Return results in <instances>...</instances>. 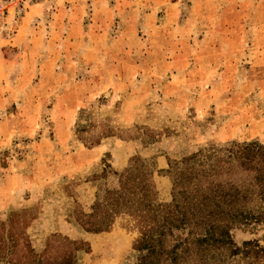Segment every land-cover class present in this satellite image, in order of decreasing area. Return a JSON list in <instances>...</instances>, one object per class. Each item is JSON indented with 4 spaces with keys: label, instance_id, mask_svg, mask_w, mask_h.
Listing matches in <instances>:
<instances>
[{
    "label": "rangeland",
    "instance_id": "1",
    "mask_svg": "<svg viewBox=\"0 0 264 264\" xmlns=\"http://www.w3.org/2000/svg\"><path fill=\"white\" fill-rule=\"evenodd\" d=\"M25 6L0 7V34L42 27L0 51V264H135L144 205L194 188L208 206L164 239L192 242L173 264H264V0ZM119 195L140 211L86 230ZM211 223L250 250L198 243Z\"/></svg>",
    "mask_w": 264,
    "mask_h": 264
},
{
    "label": "trees",
    "instance_id": "2",
    "mask_svg": "<svg viewBox=\"0 0 264 264\" xmlns=\"http://www.w3.org/2000/svg\"><path fill=\"white\" fill-rule=\"evenodd\" d=\"M195 185H197V183ZM132 193L135 194V192ZM199 195L200 193H197L195 188L192 189V195L191 192H189L188 195L191 196L188 206H185L183 204L180 205L176 201V198H174L173 204L161 205L160 203H155L153 200H149L147 204L144 205L142 210L146 213L143 215V226L140 230L141 236L137 239V244L135 246V248H137L141 253H139L135 264H173L180 259V257L183 255V252L189 249L191 246L192 242H188L189 238L187 237L185 240L173 244L169 249H164L163 242L164 239L167 238L168 234L173 235V228L186 227L188 225L197 224V220H195L197 214L192 211V205H195L199 208V211L203 212V210L206 209V207L204 206H208L206 198L210 197L208 195L201 200L199 198ZM223 196V194L218 195V197L220 198ZM213 201H216L214 205L219 207L217 202L221 203L220 200ZM127 203H129V201H126L124 196L119 195L115 199V209L117 210L113 217L111 219L103 218L95 220V222H91V224H85V229L99 231L110 228L115 221V216L121 213L129 212L127 210H121L122 205H126ZM162 207L166 208L164 209ZM118 208H120V210H118ZM135 211L137 212L140 210ZM135 211L131 210V213L129 212V214L134 215ZM161 212L162 214L160 215ZM212 213H214V211L209 210L208 214ZM217 213H219L221 216L227 215V212L223 209H220V211ZM94 214L95 211L91 214V216H93ZM237 215H242L243 217H245L242 212H235L233 214V217H236ZM220 227V225H218L217 227L216 223H211L210 226L205 229V233L195 240L198 243L208 242V244H210L209 242L212 241V244L226 246L235 245L233 244L234 242L231 238L229 228H221L220 232H218L217 229ZM250 242L251 241L244 242L245 248H243L244 246H232L233 253H236L242 249H245V251H249L250 249L246 248V245H248ZM142 250L146 251L142 252ZM163 255H165L164 259L167 261V263L162 261L161 257ZM59 264H78V262L75 261V258L71 254H68L66 258Z\"/></svg>",
    "mask_w": 264,
    "mask_h": 264
},
{
    "label": "crops",
    "instance_id": "3",
    "mask_svg": "<svg viewBox=\"0 0 264 264\" xmlns=\"http://www.w3.org/2000/svg\"><path fill=\"white\" fill-rule=\"evenodd\" d=\"M54 13L51 14L53 17ZM25 18V17H24ZM31 19V17L27 16L24 20L19 22V24L16 26L14 31L10 34H4L6 31H1L0 34V51L3 52L4 45L6 48L14 49L16 47H21L24 49V51L28 50V45L31 44L29 41L33 39L35 35L38 33H41L42 27L40 26V20H38V23H34V28L31 31V28L28 27V20ZM46 22H49V25L51 24L52 19H49V16H46L44 19ZM3 36V38H2ZM33 36V37H32ZM0 59V65H4L6 62L9 61V59H6L3 57ZM35 63L36 66H38L39 61H33L32 64Z\"/></svg>",
    "mask_w": 264,
    "mask_h": 264
},
{
    "label": "built area",
    "instance_id": "4",
    "mask_svg": "<svg viewBox=\"0 0 264 264\" xmlns=\"http://www.w3.org/2000/svg\"><path fill=\"white\" fill-rule=\"evenodd\" d=\"M1 1H2V5L3 4L6 5L8 2L11 3L13 1H16L17 9H16V15L15 16H19V15H21L25 11V8H26L25 5H26V3H28V2H30L32 0H1Z\"/></svg>",
    "mask_w": 264,
    "mask_h": 264
}]
</instances>
